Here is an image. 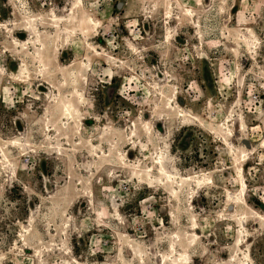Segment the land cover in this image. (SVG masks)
Listing matches in <instances>:
<instances>
[{
    "label": "rangeland",
    "instance_id": "1",
    "mask_svg": "<svg viewBox=\"0 0 264 264\" xmlns=\"http://www.w3.org/2000/svg\"><path fill=\"white\" fill-rule=\"evenodd\" d=\"M0 264H264V0H0Z\"/></svg>",
    "mask_w": 264,
    "mask_h": 264
}]
</instances>
